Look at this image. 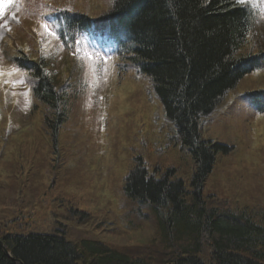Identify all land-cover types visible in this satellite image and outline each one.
<instances>
[{
	"label": "rangeland",
	"instance_id": "374dc122",
	"mask_svg": "<svg viewBox=\"0 0 264 264\" xmlns=\"http://www.w3.org/2000/svg\"><path fill=\"white\" fill-rule=\"evenodd\" d=\"M114 1L3 0L0 81L23 83L0 82V239L56 236L79 252L87 242L146 259L160 247L157 221L123 190L137 159L149 175L170 170L191 191L195 163L174 139L150 81L116 58L99 60L84 39L69 45L59 37L55 20L63 13L97 19ZM238 4L254 14L255 44L245 50L257 53L264 48V0ZM15 57L42 62L56 94L63 92L58 111L65 115L55 134L56 111L33 97V72H13ZM260 92L264 69L244 76L199 123L203 141L227 149L204 180L203 200L258 224L264 212V112L251 100L262 102ZM82 260L92 264L85 253Z\"/></svg>",
	"mask_w": 264,
	"mask_h": 264
},
{
	"label": "trees",
	"instance_id": "16d2710c",
	"mask_svg": "<svg viewBox=\"0 0 264 264\" xmlns=\"http://www.w3.org/2000/svg\"><path fill=\"white\" fill-rule=\"evenodd\" d=\"M61 20V40L93 28L114 39L116 59L150 81L174 139L195 163L191 191L170 170L159 178L149 175L137 159L123 190L156 218L160 247L151 249L153 256L132 259L87 242L79 252L61 237L6 235L0 240L10 257L0 247V264H79L83 253L92 264H264V212L258 224L248 215L208 205L201 193L216 155L227 149L201 139L200 120L244 76L264 69V48L245 50L254 43L252 10L234 0H115L98 19L63 13ZM15 58L17 69L35 74L33 96L56 111L55 134L65 115L58 111L63 92L56 94L42 62Z\"/></svg>",
	"mask_w": 264,
	"mask_h": 264
},
{
	"label": "snow or ice",
	"instance_id": "6c2138e0",
	"mask_svg": "<svg viewBox=\"0 0 264 264\" xmlns=\"http://www.w3.org/2000/svg\"><path fill=\"white\" fill-rule=\"evenodd\" d=\"M234 2L236 3H250L252 2V0H234ZM2 4H3V0H0V14H2ZM42 28H44L45 31L49 32V35H55L54 30L53 31H49L48 26L45 25H41ZM77 43H79V41H77ZM19 71L18 69H13V72ZM13 73L10 72L8 73L9 76H11ZM4 73L2 71H0V76H3ZM3 83H11L13 86H15L17 83H23V79L20 80H12V81H0ZM24 95H27V93H25Z\"/></svg>",
	"mask_w": 264,
	"mask_h": 264
},
{
	"label": "water",
	"instance_id": "95a60500",
	"mask_svg": "<svg viewBox=\"0 0 264 264\" xmlns=\"http://www.w3.org/2000/svg\"><path fill=\"white\" fill-rule=\"evenodd\" d=\"M0 246H1V248L3 249V251H5V252H6V250L4 249V247H3L2 243H0Z\"/></svg>",
	"mask_w": 264,
	"mask_h": 264
},
{
	"label": "bare ground",
	"instance_id": "6f19581e",
	"mask_svg": "<svg viewBox=\"0 0 264 264\" xmlns=\"http://www.w3.org/2000/svg\"><path fill=\"white\" fill-rule=\"evenodd\" d=\"M211 115V114H210Z\"/></svg>",
	"mask_w": 264,
	"mask_h": 264
}]
</instances>
